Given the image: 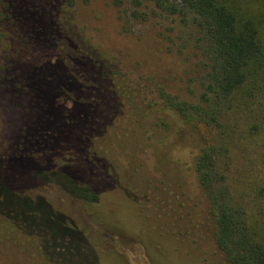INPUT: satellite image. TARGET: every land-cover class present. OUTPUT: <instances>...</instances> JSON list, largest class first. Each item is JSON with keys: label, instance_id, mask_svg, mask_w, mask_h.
Listing matches in <instances>:
<instances>
[{"label": "trees", "instance_id": "16d2710c", "mask_svg": "<svg viewBox=\"0 0 264 264\" xmlns=\"http://www.w3.org/2000/svg\"><path fill=\"white\" fill-rule=\"evenodd\" d=\"M123 4L124 31L149 19V5L195 26L207 69L199 100L110 71L104 51L70 30L73 0H0V82L22 107L17 136L0 145V242L34 246L45 264H129L117 243L146 244L109 205L125 196L143 234L163 235L160 215L126 195L136 191L143 154L160 166L175 159L180 123L202 134L195 147L184 141V261L156 258L153 241L145 246L152 263L204 264L207 232L226 264H264V0ZM254 150L261 169L251 159L232 172L233 160ZM189 178L199 191L193 203Z\"/></svg>", "mask_w": 264, "mask_h": 264}, {"label": "rangeland", "instance_id": "374dc122", "mask_svg": "<svg viewBox=\"0 0 264 264\" xmlns=\"http://www.w3.org/2000/svg\"><path fill=\"white\" fill-rule=\"evenodd\" d=\"M73 1L74 6L69 10L70 30L77 32L82 39H90L96 47L104 51L109 59L110 71H116L133 81H145L153 90L159 87L182 99L199 100L201 81L207 69L196 45L197 33L194 25L183 28L177 17L155 14L149 5L143 7L150 12L149 19L132 20L129 31H124L121 26L122 19L119 17V6H116L120 0ZM123 2L125 4L129 0ZM179 37H182L184 48ZM2 56L0 51V58ZM7 86L5 81L0 82V145L17 136L15 133L22 116L20 99L14 96ZM173 120V117L169 116V122ZM179 124L172 125V129L177 128L174 130L175 135L180 137L175 145L179 148L177 156L174 155L175 159L169 158L167 165L161 161L164 166H160L156 164L151 153L143 154L144 162L140 166V174L138 178L135 177L136 191L126 195L135 202L137 210L152 216L153 212L160 215L153 218L156 219V226L163 235L153 234L150 238L143 234L140 218L135 214L133 207L128 206L125 196L116 194L115 204L109 205L110 214L113 219L119 220L123 229L140 234L146 245L153 244V241L160 245L159 252L154 255L156 258L161 256L165 262L176 256L184 261V141L195 147L194 145L197 146L202 140L200 131ZM235 146L233 149L242 150L239 145ZM251 159L255 160L254 167L259 171L262 165L254 150L249 152L247 159L239 154L237 160H233L232 172L235 165L249 167ZM194 181L189 178L187 184L196 189ZM197 191L196 189L190 192L192 198L189 202H192L199 192ZM195 201H198V197ZM199 206H203L201 197ZM167 231L175 233L165 234ZM204 234V240L200 241L202 251L204 249L201 255L203 263L226 264L223 256L215 249L212 234ZM146 245L139 241L122 245L117 243L118 250L126 255L129 264H153ZM32 247L19 245L18 242H0V264H45L36 247ZM74 248L78 252L82 250L78 246ZM86 263L88 264V260L80 262Z\"/></svg>", "mask_w": 264, "mask_h": 264}]
</instances>
